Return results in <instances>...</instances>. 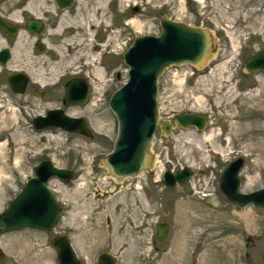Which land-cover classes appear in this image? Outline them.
Instances as JSON below:
<instances>
[{
	"label": "rangeland",
	"instance_id": "374dc122",
	"mask_svg": "<svg viewBox=\"0 0 264 264\" xmlns=\"http://www.w3.org/2000/svg\"><path fill=\"white\" fill-rule=\"evenodd\" d=\"M37 6V13L46 9L41 1ZM30 8L34 13V0ZM71 13L62 25L74 32L58 46L57 61L34 57L33 38L24 33L17 39L8 73L24 69L32 88L14 96L9 74L0 77V214L39 163L74 175L67 184L48 183L65 210L60 226L0 234V264H57L53 239L68 232L80 264H95L108 249L117 264H263L264 209L232 205L219 179L242 157L240 192L264 188V71L242 73L264 47V0H76ZM162 18L206 28L216 52L203 68L164 70L157 81L158 125L184 112L205 114L209 124L202 132L173 129L169 136L156 130L150 171L115 181L101 163L117 135L109 101L127 81L124 53L136 37L157 36ZM77 75L91 86L89 100L64 107V85ZM37 82L47 92L43 99L34 94ZM52 109L83 119L92 137L35 132L32 119ZM184 167L194 172L187 186L166 187L162 174ZM160 223L169 226L162 241L153 235Z\"/></svg>",
	"mask_w": 264,
	"mask_h": 264
},
{
	"label": "water",
	"instance_id": "95a60500",
	"mask_svg": "<svg viewBox=\"0 0 264 264\" xmlns=\"http://www.w3.org/2000/svg\"><path fill=\"white\" fill-rule=\"evenodd\" d=\"M60 1L69 7L72 4V0ZM39 26L33 19L26 23L31 33H34V27ZM0 27L9 30L10 36L15 34V29L2 21ZM160 27L158 36L146 35L134 39L123 56V62L129 69L128 79L113 93L109 101V108L117 119L118 130L113 149L103 158L102 165L107 171V176L115 181L137 178L139 174L150 171L153 163L152 137L156 130L164 136H169L173 129L202 132L209 124L208 116L205 114L184 112L175 116L172 122L164 120L158 125L157 81L164 70L181 64H189L196 69L203 68L216 52L212 34L206 28L193 27L168 18L160 20ZM177 42L180 43L179 47ZM149 45L154 49L148 55L145 48ZM9 56L8 49L1 50V64H5ZM263 71L264 47L247 59L242 67V73L246 75ZM116 77L117 80L120 79L119 73ZM26 83L27 77L23 74H15L9 78L10 88L17 94L24 93ZM79 85L82 86L79 96L75 97V94L70 98L69 95L74 94V87ZM90 90V85L85 79L69 80L64 86L62 105L67 108L84 106L88 102ZM49 115L52 116L47 119ZM32 128L37 133L59 129L68 134L92 137L83 119L70 117L61 109L49 110L44 116L33 118ZM243 164L244 160L241 157L229 163L219 179V190L234 206L264 209V188L247 194L240 192L239 174ZM193 175L191 168L184 167L174 173L167 171L162 178L166 187L177 186L184 189ZM229 177L232 179L230 188ZM50 179L68 183L73 179V173L57 168L49 161L37 165L33 177L0 214V234L26 229L50 232L59 226L64 209L47 187ZM168 229L167 223L157 224L153 235L162 241L167 236ZM54 248L58 264H78L74 250L66 237H55ZM1 259L2 253L0 261ZM261 259L264 264V254ZM117 263V258L108 253H101L96 260V264ZM143 264L154 262L145 261Z\"/></svg>",
	"mask_w": 264,
	"mask_h": 264
},
{
	"label": "flooded vegetation",
	"instance_id": "af4514ba",
	"mask_svg": "<svg viewBox=\"0 0 264 264\" xmlns=\"http://www.w3.org/2000/svg\"><path fill=\"white\" fill-rule=\"evenodd\" d=\"M38 1L43 2L45 5L43 7H46V9H42L40 13L35 12V11H39L37 6ZM31 3L32 0H1L0 1V22L2 21L6 23L8 26L13 27L15 29V34L13 36H10L8 35V32H10L9 30H4L3 28L0 27V44H2V46H0V51L3 49H8L10 55L9 58L6 60L5 64H1L0 62V77L2 78L4 75L9 74L7 76V86H8L7 89L14 96L23 95L28 90L27 88L32 86L31 83H33V80H30V77L28 76V74L24 69L23 70L15 69L12 71V73H8L9 71L8 65L13 60L12 51L14 45H16L15 43L19 38L20 34L24 33L29 38H33V42H31V45H33L32 48L34 51V57L43 56L46 58L47 61H57L60 58V55L58 53L59 51L58 46L63 43L67 35H70L74 32V30L69 25H62V24L67 21L66 19H69L70 21L71 17H74V14L71 13V11H73L76 7V0H72V4L70 7L67 6L68 4L63 5L60 0H34V13H32L31 10L29 9ZM132 9L133 8H131V10ZM31 19L37 21L38 24L40 25L37 28L34 27V33L29 32V30L26 27V23ZM80 65L84 67L86 63H81ZM15 74H23L27 77V83L23 94L14 93L10 88L9 78ZM73 78H83V77L77 75L74 77H70L69 80ZM36 85L37 86L34 89V94L42 99L45 98L47 92L43 90V87H41L38 84V82ZM41 95L44 96L41 97ZM64 215H65V210H64ZM63 237H66L69 240V243L72 246V249L74 250V253L76 255L78 264H80L78 255L76 253V249L74 247L72 235L70 234V232H68ZM109 245L110 244H108V246ZM53 247H54V239H53ZM101 253L111 254L109 249ZM100 254H98L97 257ZM97 257L95 258V262H94L95 264Z\"/></svg>",
	"mask_w": 264,
	"mask_h": 264
},
{
	"label": "bare ground",
	"instance_id": "6f19581e",
	"mask_svg": "<svg viewBox=\"0 0 264 264\" xmlns=\"http://www.w3.org/2000/svg\"><path fill=\"white\" fill-rule=\"evenodd\" d=\"M199 3L202 1V0H197ZM30 10H31V8H29ZM171 20V19H170ZM173 21V20H172ZM211 33V32H210ZM231 43H235V41L232 39L231 40ZM177 46L179 47L180 46V43H178L177 42ZM234 47V46H233ZM146 50H145V52L149 55L151 52H152V50L154 49L153 47H150V45L149 46H147V48H145ZM75 88V89H74ZM73 89H74V94L73 95H69V97L71 98V97H74V95H75V97H78L79 96V94L81 93L80 92V90L82 89V86L81 85H79V86H77V87H74ZM76 99H78V98H76ZM198 101V103H199V105L201 104V101L200 100H197ZM159 106V105H158ZM158 115H159V113H158ZM52 115H49L48 117H47V119H49V117H51ZM15 117V116H14ZM13 117V118H14ZM1 119H3V120H5L6 119V117L5 116H3ZM117 128H118V125H117ZM107 155H109V154H107ZM106 155V156H107ZM105 157V156H104ZM103 157V158H104ZM102 161H103V159H102ZM154 161V157H152V162ZM102 163V162H101ZM40 164V163H39ZM38 164V165H39ZM152 165H153V163H152ZM182 169V168H181ZM180 169V170H181ZM179 171V170H178ZM166 172V171H165ZM164 172V173H165ZM170 173H172V171H169ZM164 173L162 174V175H164ZM229 180V185H228V187L230 188L231 187V185H232V179L229 177L228 178ZM137 188H139V186L137 187ZM60 249H61V246H60Z\"/></svg>",
	"mask_w": 264,
	"mask_h": 264
}]
</instances>
